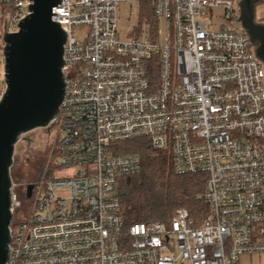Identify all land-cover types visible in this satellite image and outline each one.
Returning <instances> with one entry per match:
<instances>
[{"label": "built area", "instance_id": "obj_1", "mask_svg": "<svg viewBox=\"0 0 264 264\" xmlns=\"http://www.w3.org/2000/svg\"><path fill=\"white\" fill-rule=\"evenodd\" d=\"M241 1L60 0L66 78L54 125L65 173L36 184L35 213L12 221L7 264H239L264 255V64L237 21ZM141 3L157 27L146 19L123 39L120 6ZM29 5L0 0V101L4 37L19 32ZM215 9L228 25L214 28ZM137 140L171 154L175 174L206 175L201 223L178 210L168 224L125 226L119 181L143 162L116 147ZM21 207L12 188L13 218Z\"/></svg>", "mask_w": 264, "mask_h": 264}, {"label": "water", "instance_id": "obj_2", "mask_svg": "<svg viewBox=\"0 0 264 264\" xmlns=\"http://www.w3.org/2000/svg\"><path fill=\"white\" fill-rule=\"evenodd\" d=\"M259 0H242L240 22L264 64V22L256 16ZM60 0H32L30 14L19 23V32L5 34L6 92L0 101V264L10 254L13 220L11 168L17 143L23 135L48 129L60 116L65 93L64 46L67 34L53 8ZM34 185L27 188L32 197Z\"/></svg>", "mask_w": 264, "mask_h": 264}, {"label": "trees", "instance_id": "obj_3", "mask_svg": "<svg viewBox=\"0 0 264 264\" xmlns=\"http://www.w3.org/2000/svg\"><path fill=\"white\" fill-rule=\"evenodd\" d=\"M148 14L149 22L157 27L151 7ZM116 150L120 154L138 155L143 162L141 173L119 181L126 227L141 222L168 224L178 210H186L196 224L206 218L209 210L202 200L206 175L175 174L171 154L154 150L146 140L122 143Z\"/></svg>", "mask_w": 264, "mask_h": 264}, {"label": "rangeland", "instance_id": "obj_4", "mask_svg": "<svg viewBox=\"0 0 264 264\" xmlns=\"http://www.w3.org/2000/svg\"><path fill=\"white\" fill-rule=\"evenodd\" d=\"M150 6L148 3L141 4H122L120 6L119 29L123 30V39L133 24L143 25L148 18ZM257 20L264 22V0L256 5ZM139 17V20H138ZM150 17V16H149ZM138 21V22H137ZM214 28L221 25H228L224 17V11L215 9L210 19ZM163 29V26H161ZM62 133L57 125L48 129H37L33 132L23 135L17 143L14 152V161L10 174L13 182V193L17 200L22 203L17 216L13 218L15 222L29 220L35 213V200L38 188L34 190V196L27 197L28 185L38 186L39 182L57 175L64 174L65 171L56 168L58 162L57 144L61 140ZM243 264V262L241 263ZM245 264H264V255L260 257H250Z\"/></svg>", "mask_w": 264, "mask_h": 264}, {"label": "crops", "instance_id": "obj_5", "mask_svg": "<svg viewBox=\"0 0 264 264\" xmlns=\"http://www.w3.org/2000/svg\"><path fill=\"white\" fill-rule=\"evenodd\" d=\"M250 257H243L240 261L239 264H241L243 262V264H245L246 260L249 259Z\"/></svg>", "mask_w": 264, "mask_h": 264}, {"label": "flooded vegetation", "instance_id": "obj_6", "mask_svg": "<svg viewBox=\"0 0 264 264\" xmlns=\"http://www.w3.org/2000/svg\"><path fill=\"white\" fill-rule=\"evenodd\" d=\"M259 22H261V21H259ZM29 186V185H28ZM34 187H35V185H34ZM33 192H34V188H33V191H32V195H33Z\"/></svg>", "mask_w": 264, "mask_h": 264}]
</instances>
